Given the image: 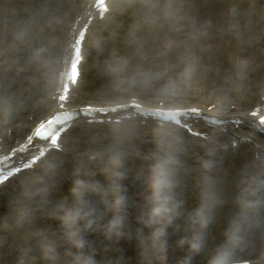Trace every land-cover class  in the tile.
I'll return each mask as SVG.
<instances>
[{
    "label": "bare ground",
    "instance_id": "6f19581e",
    "mask_svg": "<svg viewBox=\"0 0 264 264\" xmlns=\"http://www.w3.org/2000/svg\"><path fill=\"white\" fill-rule=\"evenodd\" d=\"M90 3L0 0L1 154L58 111L59 75ZM109 10L91 24L88 84L69 110L195 109L200 118L184 123L208 137L164 134L131 111L121 125L79 117L62 153L0 190V264H124L137 248L140 264H264V136L251 117L264 106V0H110ZM101 164L110 176L96 184Z\"/></svg>",
    "mask_w": 264,
    "mask_h": 264
},
{
    "label": "rangeland",
    "instance_id": "374dc122",
    "mask_svg": "<svg viewBox=\"0 0 264 264\" xmlns=\"http://www.w3.org/2000/svg\"><path fill=\"white\" fill-rule=\"evenodd\" d=\"M83 81H85V80H83ZM98 171H100V170H98ZM98 176H99V175H98ZM145 209H147V211H149L150 206H149V207L146 206ZM61 215H63V214H61ZM60 217H61V216H60ZM2 219H3V216L0 214V224H1V222L3 221ZM60 221H61V220H60V218H59V219H58V224H59V226H61ZM165 245L171 246L169 243H167V244H165ZM133 259H134V261L136 260V253L133 254V255L130 256V257H129V256L126 257V261H124L123 263H124V264H133V263H132Z\"/></svg>",
    "mask_w": 264,
    "mask_h": 264
}]
</instances>
